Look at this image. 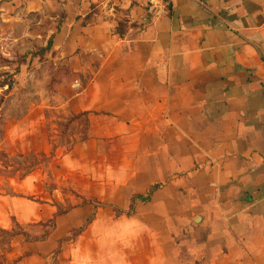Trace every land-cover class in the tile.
Wrapping results in <instances>:
<instances>
[{
    "label": "crops",
    "instance_id": "obj_1",
    "mask_svg": "<svg viewBox=\"0 0 264 264\" xmlns=\"http://www.w3.org/2000/svg\"><path fill=\"white\" fill-rule=\"evenodd\" d=\"M5 6L55 22L82 132L0 196L19 264H264V0Z\"/></svg>",
    "mask_w": 264,
    "mask_h": 264
},
{
    "label": "rangeland",
    "instance_id": "obj_2",
    "mask_svg": "<svg viewBox=\"0 0 264 264\" xmlns=\"http://www.w3.org/2000/svg\"><path fill=\"white\" fill-rule=\"evenodd\" d=\"M7 2L0 0V196L24 191L16 185L32 172L54 179L57 150L67 152L72 139L82 133L73 127L63 105L72 95L63 82L71 81L69 71L56 69L50 55L41 52L51 40L55 22L41 21L40 15H13ZM41 111L44 123L37 122ZM30 126L35 127L32 134ZM49 185V190L54 188V181ZM70 199L64 209L72 206ZM23 231L20 225L12 231L0 226V264H19L23 252L15 236Z\"/></svg>",
    "mask_w": 264,
    "mask_h": 264
},
{
    "label": "trees",
    "instance_id": "obj_3",
    "mask_svg": "<svg viewBox=\"0 0 264 264\" xmlns=\"http://www.w3.org/2000/svg\"><path fill=\"white\" fill-rule=\"evenodd\" d=\"M51 44H52V41L50 40L47 44V46L43 49H41V52L44 54V53H47L49 50H50V47H51ZM19 70V68L17 69ZM8 89L10 90L13 86H12V83L11 84H8Z\"/></svg>",
    "mask_w": 264,
    "mask_h": 264
}]
</instances>
